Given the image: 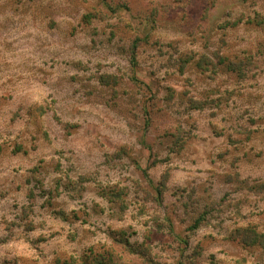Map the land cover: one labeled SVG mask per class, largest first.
Wrapping results in <instances>:
<instances>
[{
    "label": "rangeland",
    "instance_id": "rangeland-1",
    "mask_svg": "<svg viewBox=\"0 0 264 264\" xmlns=\"http://www.w3.org/2000/svg\"><path fill=\"white\" fill-rule=\"evenodd\" d=\"M262 184L264 0H0V264H264Z\"/></svg>",
    "mask_w": 264,
    "mask_h": 264
},
{
    "label": "trees",
    "instance_id": "trees-1",
    "mask_svg": "<svg viewBox=\"0 0 264 264\" xmlns=\"http://www.w3.org/2000/svg\"><path fill=\"white\" fill-rule=\"evenodd\" d=\"M233 24L236 25L237 23H233ZM262 24H263V23H260V21H256V22H255V25H258V26H260V25L262 26ZM262 189L264 190V184L261 185V190H262ZM255 235H256V234L254 233V236H255ZM83 264H87V263H84V262H83Z\"/></svg>",
    "mask_w": 264,
    "mask_h": 264
}]
</instances>
